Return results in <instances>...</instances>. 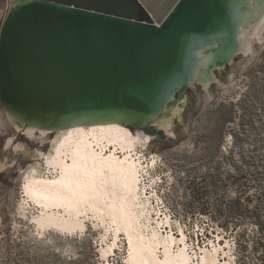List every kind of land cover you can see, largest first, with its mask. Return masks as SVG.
I'll return each instance as SVG.
<instances>
[{
    "label": "water",
    "instance_id": "obj_1",
    "mask_svg": "<svg viewBox=\"0 0 264 264\" xmlns=\"http://www.w3.org/2000/svg\"><path fill=\"white\" fill-rule=\"evenodd\" d=\"M263 8L264 0H24L0 32V105L37 132L120 123L175 144L178 135L151 124L177 119L187 134L172 111L192 89L198 113L212 89L228 88L237 70L226 83L220 75L242 55L240 29ZM207 57L208 92L196 81Z\"/></svg>",
    "mask_w": 264,
    "mask_h": 264
},
{
    "label": "rangeland",
    "instance_id": "obj_2",
    "mask_svg": "<svg viewBox=\"0 0 264 264\" xmlns=\"http://www.w3.org/2000/svg\"><path fill=\"white\" fill-rule=\"evenodd\" d=\"M10 2L0 0V32ZM254 52L253 58L236 57L234 66L224 70L221 82L237 70L235 79L224 91L212 89L214 101L200 112L196 113L200 89L188 91L186 107L176 114L188 126L186 135L173 120L177 143L151 136L136 152V159L147 158L141 160L145 168L139 172L141 186H146V196L142 195L150 199L152 213L143 220L162 234L176 236L183 228L198 249L223 237L222 247L227 241L231 244L232 264H264V42L255 43ZM241 62L246 65L242 70ZM9 138L23 149L5 148ZM50 142L51 136L42 144L16 133L0 105V163H7L0 171V264H110L103 260L101 247L113 245L111 233L107 236L87 221L84 233H47L39 238L31 223L37 213L22 209L27 174L32 167L46 173L43 159L36 155L48 152ZM153 157L157 164L146 168ZM161 215L170 218L171 229L157 226ZM116 244L108 261L129 264L126 236Z\"/></svg>",
    "mask_w": 264,
    "mask_h": 264
},
{
    "label": "bare ground",
    "instance_id": "obj_3",
    "mask_svg": "<svg viewBox=\"0 0 264 264\" xmlns=\"http://www.w3.org/2000/svg\"><path fill=\"white\" fill-rule=\"evenodd\" d=\"M22 1L24 0H11L10 4L14 7ZM263 42L264 8L259 14L249 16L242 25L239 32L240 52L245 57L253 58L255 43ZM205 59L198 70L196 81L203 84L208 92L214 77L207 73L209 57ZM176 112L178 113L177 107L172 111L171 117L177 116ZM178 117L180 118V115ZM7 119L16 133L29 139H38L43 144L51 136L49 151L38 152L36 155L43 159V170L46 173L41 175L37 168L32 167L23 186L27 201L23 200L22 209L23 211L30 209L37 213L33 216L31 223L39 238L47 233L71 235L75 232L84 233L87 228L86 222L91 221L94 228H102L105 235L108 236L111 233L110 235L114 237L113 245L106 243L105 248L101 247L102 257L106 263L111 264L108 256L113 252V247L121 234H125L130 249L127 259L129 264H141V256L147 257L148 264H164L165 260L171 261L172 264H232L231 257H228L231 255L232 247L227 240L222 247L223 242L220 241L223 237L219 238V236L217 244L212 242L210 243L212 245L204 250L200 247L198 249L197 246L198 252L193 242H190L191 245L187 244L183 228L180 227V237L174 238L175 235L172 237L166 233L162 234L160 228L158 230L157 227L150 226L148 220H143L152 213L150 199L142 195L144 193L146 196V186L144 183L141 186L142 179L139 172L140 169L145 168L141 166V160L143 158L147 160V158L144 155L136 159L138 146L143 145L142 142L145 139L149 142L151 137L143 130L133 129L120 123H101L76 125L49 134L47 131L37 132L31 127L24 129L23 123L10 116H7ZM173 120L170 118L153 121L151 125L154 124L157 129H163L169 136H174ZM134 132L140 133L139 135L145 134V138L137 137ZM14 140L9 138L5 148L14 147ZM18 149H23V146L18 144L14 147L16 152L20 151ZM85 162L89 168L93 162L97 166L103 165L109 178H115L118 185L115 197L107 194L112 191L109 187L103 198L104 202L95 207H86L84 204L77 206L70 199L65 198L67 194L63 188L64 180L68 175L82 171V165ZM156 164V158L153 157L150 165L154 167ZM6 165L7 163H0V171L4 170ZM148 167L149 165L146 168ZM157 222V226L164 228L171 227L172 224L168 216L160 218ZM165 244H167V253ZM149 246L154 249L151 255L142 251ZM159 249L162 250L164 258L160 257Z\"/></svg>",
    "mask_w": 264,
    "mask_h": 264
},
{
    "label": "snow or ice",
    "instance_id": "obj_4",
    "mask_svg": "<svg viewBox=\"0 0 264 264\" xmlns=\"http://www.w3.org/2000/svg\"><path fill=\"white\" fill-rule=\"evenodd\" d=\"M136 182L138 183V180ZM52 183L56 182L52 181ZM109 187H111L112 191L107 194L115 197L118 187L115 178L110 179L104 166H97L95 162L90 168L85 162L82 165V171L74 175H68L63 182V188L67 194L65 198L70 199L77 206L84 204L86 207H95L99 203L104 202L103 198ZM142 251L151 255L154 249L149 246ZM165 251L167 253V244H165ZM140 259L141 264H148L146 256H141ZM164 264H172V262L165 260Z\"/></svg>",
    "mask_w": 264,
    "mask_h": 264
},
{
    "label": "flooded vegetation",
    "instance_id": "obj_5",
    "mask_svg": "<svg viewBox=\"0 0 264 264\" xmlns=\"http://www.w3.org/2000/svg\"><path fill=\"white\" fill-rule=\"evenodd\" d=\"M22 136H24V135H22Z\"/></svg>",
    "mask_w": 264,
    "mask_h": 264
},
{
    "label": "trees",
    "instance_id": "obj_6",
    "mask_svg": "<svg viewBox=\"0 0 264 264\" xmlns=\"http://www.w3.org/2000/svg\"><path fill=\"white\" fill-rule=\"evenodd\" d=\"M245 263V262H244Z\"/></svg>",
    "mask_w": 264,
    "mask_h": 264
}]
</instances>
